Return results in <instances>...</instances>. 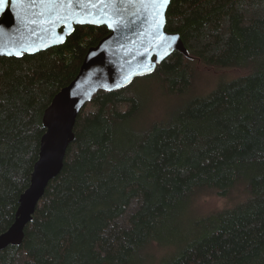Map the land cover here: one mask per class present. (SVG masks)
<instances>
[{"label":"trees","instance_id":"obj_1","mask_svg":"<svg viewBox=\"0 0 264 264\" xmlns=\"http://www.w3.org/2000/svg\"><path fill=\"white\" fill-rule=\"evenodd\" d=\"M166 17L188 53L94 94L0 264H264V0H171ZM108 33L78 24L59 45L0 56V234L30 184L45 109ZM202 68L240 74L176 105L146 103L191 90ZM234 192L235 204L190 217L203 196Z\"/></svg>","mask_w":264,"mask_h":264},{"label":"water","instance_id":"obj_2","mask_svg":"<svg viewBox=\"0 0 264 264\" xmlns=\"http://www.w3.org/2000/svg\"><path fill=\"white\" fill-rule=\"evenodd\" d=\"M169 3L162 9V20L152 7L151 0H111L112 5L127 9L119 27L109 28L107 23H69L65 28L57 24L50 31L41 33V38L32 35L40 28L28 23L34 19V0H23L21 5L9 6L0 11V56H16L20 51L36 53L63 43L78 24L106 25L109 33L96 45L89 47L74 79L62 87L45 109L42 122L45 132L41 137L39 157L34 164L29 186L22 192L14 222L0 234V250L8 245H20L25 228L33 219L35 209L44 195L49 181L56 177L64 164L67 149L75 138L74 126L81 109L100 90H116L128 86L139 76L156 69L175 50L188 53L181 34L166 29V12ZM105 19H108L107 17ZM63 36V42L60 37ZM46 47H40L41 45ZM40 50H37V49ZM12 52V55L7 53Z\"/></svg>","mask_w":264,"mask_h":264},{"label":"snow or ice","instance_id":"obj_3","mask_svg":"<svg viewBox=\"0 0 264 264\" xmlns=\"http://www.w3.org/2000/svg\"><path fill=\"white\" fill-rule=\"evenodd\" d=\"M152 7L156 10L155 14L159 18L155 21L157 27L162 20V9L169 3V0H151ZM23 0H0V11L9 6L21 5ZM111 0H34L31 5L36 9L33 13L34 19L28 21L32 25L40 28V33L33 31L32 35L41 38V33L50 31L55 25L60 24L65 28L69 23H92L100 24L107 23L109 28L119 27L123 21V13L127 9L112 5V11H109ZM119 4L120 0H116ZM108 19H105V18ZM60 37V42H63V36ZM46 47V45H41ZM37 50H40L39 48ZM12 55V52L7 53ZM20 56L22 53L17 51L14 53Z\"/></svg>","mask_w":264,"mask_h":264},{"label":"rangeland","instance_id":"obj_4","mask_svg":"<svg viewBox=\"0 0 264 264\" xmlns=\"http://www.w3.org/2000/svg\"><path fill=\"white\" fill-rule=\"evenodd\" d=\"M239 74H240V70L238 69L202 68L200 73H198V75L196 76L193 82L192 89L188 90L186 93H183L182 95L164 94L163 98L161 97L160 99H158L154 96V94H152V92L149 91V93L153 95L154 98L147 97L145 101L148 104L151 102V99L153 104L155 102H160V104H162V106L160 107L163 109L164 108L163 101L165 103L168 100L170 105H176L180 102L188 100L194 95L207 93L215 86H217L219 83L233 79L237 77ZM142 93L146 95L147 91L143 90ZM157 94H160L159 90L155 92V95ZM203 197L204 200L200 198L198 202L195 204V208H193L189 212L191 215L190 217H196L203 213H209L218 208L229 207L235 204L239 200L240 195L239 193L234 192L232 193V195H227V196H203Z\"/></svg>","mask_w":264,"mask_h":264},{"label":"bare ground","instance_id":"obj_5","mask_svg":"<svg viewBox=\"0 0 264 264\" xmlns=\"http://www.w3.org/2000/svg\"><path fill=\"white\" fill-rule=\"evenodd\" d=\"M144 76V75H143ZM140 77V76H139ZM32 225V224H31Z\"/></svg>","mask_w":264,"mask_h":264}]
</instances>
